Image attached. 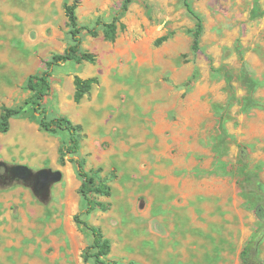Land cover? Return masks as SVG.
<instances>
[{
  "label": "rangeland",
  "instance_id": "rangeland-1",
  "mask_svg": "<svg viewBox=\"0 0 264 264\" xmlns=\"http://www.w3.org/2000/svg\"><path fill=\"white\" fill-rule=\"evenodd\" d=\"M66 2L0 0V112L22 105L31 94L28 76L71 43ZM122 2L81 1L78 25L97 30L80 31L81 47L96 60L54 66L43 100L49 117L81 124L73 157L109 177L111 195L93 197L110 206L83 213L76 164L59 158L66 132L45 131L32 110L13 116L0 133L7 262L96 264L83 259L92 234L73 220L82 213L110 240L107 261L240 264L243 244L263 224L255 207L264 194L254 184L264 182V0L257 16L252 0H189L203 21L197 52L195 20L182 0H130L115 41L104 40L96 20H111ZM75 75L98 77L78 103ZM18 164L32 176L44 168L62 176L37 194L33 177L14 175ZM14 227L26 229L19 245L3 234ZM259 257L264 264V237Z\"/></svg>",
  "mask_w": 264,
  "mask_h": 264
},
{
  "label": "trees",
  "instance_id": "trees-1",
  "mask_svg": "<svg viewBox=\"0 0 264 264\" xmlns=\"http://www.w3.org/2000/svg\"><path fill=\"white\" fill-rule=\"evenodd\" d=\"M82 0H70L63 5L64 14L67 18V25L69 26V32L71 35V43L62 51L54 52L50 58L45 62L44 69L37 74H30L27 78L26 86L31 91L24 103L18 107H8L1 105L0 112V133L6 132L10 126V119L13 116H17L21 113L32 110L38 116L39 126L45 131L56 133L66 132L68 135L67 142L60 149V161L63 162L64 156H70L69 161H74L77 167V173L81 178V185L79 192L85 200V209L83 213H90L94 209L99 208L101 210H107L110 206L108 202L97 200L93 195L106 196L111 195V186L109 184V177L101 175V168H95L90 170L84 169V160L74 158L79 151L80 142L83 138V128L81 124L73 122L68 116L58 115L49 117L47 109L44 106L43 100L50 92L49 77L52 74L54 66L61 65L67 61H75L80 63L82 61H88L94 63L97 55L88 50H84L81 47L80 31L85 29L92 36L97 35L95 27L79 26L77 21L76 9ZM186 11L193 17L194 26L190 29L192 33V52H197L200 49V36L203 30V21L201 15L193 9L189 0H182ZM130 0H123L121 6L117 12L113 15L109 21H102L97 18L96 25H102L103 39L109 42H113L116 39L117 27L120 18L127 10V6ZM252 14L254 16L262 14L259 0H252ZM120 27H124L123 23H119ZM98 83L97 76L80 77L75 75L73 77V100L78 103L82 98L87 95L94 84ZM255 189L264 194V182L256 178ZM80 214L74 215L73 220L79 224L84 225L90 230L92 234V240L89 245L86 246L83 259H93L96 264H117L116 261H107L106 256L110 252L111 244L110 240L104 236L100 227L87 223L80 219ZM255 214L258 219L262 221L264 218V202H261L255 207ZM264 237V222L261 226L257 227L247 238L240 250V264H263L259 257V247ZM129 264H142L140 262L131 261Z\"/></svg>",
  "mask_w": 264,
  "mask_h": 264
},
{
  "label": "water",
  "instance_id": "water-1",
  "mask_svg": "<svg viewBox=\"0 0 264 264\" xmlns=\"http://www.w3.org/2000/svg\"><path fill=\"white\" fill-rule=\"evenodd\" d=\"M14 175L22 180H28L33 177V188L35 193L42 194L51 182H56L61 179V172L59 170L40 169L32 176L30 168L23 164H18L13 167ZM264 222V218H262Z\"/></svg>",
  "mask_w": 264,
  "mask_h": 264
},
{
  "label": "crops",
  "instance_id": "crops-1",
  "mask_svg": "<svg viewBox=\"0 0 264 264\" xmlns=\"http://www.w3.org/2000/svg\"><path fill=\"white\" fill-rule=\"evenodd\" d=\"M25 212L26 211H22L20 214H21V216L23 215V214H25ZM33 223H34V221H33ZM19 227H21V225H19ZM26 229H22V233L20 232V233H18L17 231H16V228L14 227V228H10V233H9V236H7V234H5L4 232H3V234L6 236V237H12V236H14L17 240H16V242H15V245H19L20 243H21V240L20 239H22L23 238V235L25 234V231ZM5 241H9V240H5ZM4 245L5 244H3V243H0V254L2 253V251L3 250H1V248H2V246L4 247ZM5 249V248H4ZM18 254H16V256H17ZM15 256V258H17ZM23 256V255H22ZM21 256V257H22ZM23 258V257H22ZM0 260H4L5 261V256L4 257H2V256H0ZM4 264H6V263H4Z\"/></svg>",
  "mask_w": 264,
  "mask_h": 264
},
{
  "label": "bare ground",
  "instance_id": "bare-ground-1",
  "mask_svg": "<svg viewBox=\"0 0 264 264\" xmlns=\"http://www.w3.org/2000/svg\"><path fill=\"white\" fill-rule=\"evenodd\" d=\"M4 247H5V245H4ZM4 247L2 246V248H1V250H3L2 251V253L0 254V256H2V257H4L5 256V261L4 260H0V263H6V264H8V263H11V261H8L7 262V257H6V252H4ZM15 256H16V254H15ZM19 260V259H18Z\"/></svg>",
  "mask_w": 264,
  "mask_h": 264
}]
</instances>
